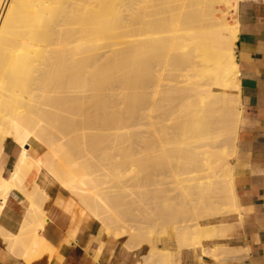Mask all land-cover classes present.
<instances>
[{"label": "bare ground", "instance_id": "bare-ground-1", "mask_svg": "<svg viewBox=\"0 0 264 264\" xmlns=\"http://www.w3.org/2000/svg\"><path fill=\"white\" fill-rule=\"evenodd\" d=\"M248 1L0 0V213L12 191L26 183L37 189L43 172L107 236L128 238V251L142 250L145 239L149 264H177L158 246L169 239L168 227L129 223L118 204L122 192L106 186L117 182L135 201L139 191L125 188L130 181L141 189L149 166L175 163L166 176L200 209L193 223L175 227L179 246L199 253L198 264L207 255L215 264L237 260L238 251L222 242L233 230L224 219L239 213L236 14ZM139 123L153 131L144 158L106 141L87 151L86 138L103 142L117 138L123 124ZM8 141L19 157L5 177Z\"/></svg>", "mask_w": 264, "mask_h": 264}, {"label": "crops", "instance_id": "crops-1", "mask_svg": "<svg viewBox=\"0 0 264 264\" xmlns=\"http://www.w3.org/2000/svg\"><path fill=\"white\" fill-rule=\"evenodd\" d=\"M236 18L242 117L233 165L239 213L226 217L233 225L227 246L238 251L233 264H264V3H241ZM18 157V146L8 141L5 177ZM36 186L12 191L3 206L0 264H131L122 239L107 236L97 219L81 214L59 183L42 172ZM35 237L43 243L29 249Z\"/></svg>", "mask_w": 264, "mask_h": 264}, {"label": "rangeland", "instance_id": "rangeland-1", "mask_svg": "<svg viewBox=\"0 0 264 264\" xmlns=\"http://www.w3.org/2000/svg\"><path fill=\"white\" fill-rule=\"evenodd\" d=\"M153 121V120H151ZM140 124V123H139ZM123 129L119 132L118 137H110L108 140L95 139V136L86 138L85 145L89 153L95 154V151L102 147L104 141L108 143L109 148L115 147L116 143L121 144L124 149H135L137 152L136 157L144 158L145 153V144H149L153 141V131L147 126H133V125H122ZM76 144H80V141H76ZM84 153V151L79 149V152ZM111 151V150H110ZM81 153V154H82ZM175 166V163L168 164L164 163L161 167L156 170L149 166L147 168L146 178L140 179V184L142 185L141 189L136 188L134 181H130L127 185L130 187H125L128 190H137L139 194L132 196L135 201L125 197V193L121 190L122 186L118 187V183L110 181L107 187H109L114 192L121 191L123 196L119 197L120 208L123 210L125 215V220L129 223L136 225L138 228H146L150 224L155 225H166L169 229L170 236L166 242H158V246L161 248H166L176 256L175 263L177 264H198L200 261L199 253H190L187 248H181L176 239V226H185L187 224L193 223L192 221L198 218L200 209L196 206L195 203L191 202L190 199L181 198L179 191L176 187V178L166 176V171L170 170ZM118 170L114 171V174H117ZM135 175V174H133ZM143 177V176H141ZM158 182L157 186H152L154 182ZM146 184V185H145ZM143 186H148L147 190ZM126 191V190H125ZM146 197L145 199L143 197ZM130 200V201H129ZM141 200V202H140ZM129 202H132L129 204ZM165 207H172L176 210L173 215H169L166 212ZM208 220L215 221L216 217L206 216ZM218 217V216H217ZM227 218L224 220L226 221ZM228 220V219H227ZM126 239H122L124 246ZM227 240L223 241V245H228ZM143 249L138 252L129 253L131 264H149L147 254L149 252L151 244L148 240L142 239ZM126 248V247H125ZM180 251V254L177 256V253ZM208 258H205L202 261V264H215L216 261L210 255H207ZM222 264H233V262H223Z\"/></svg>", "mask_w": 264, "mask_h": 264}, {"label": "built area", "instance_id": "built-area-1", "mask_svg": "<svg viewBox=\"0 0 264 264\" xmlns=\"http://www.w3.org/2000/svg\"><path fill=\"white\" fill-rule=\"evenodd\" d=\"M254 1L264 3V0H254Z\"/></svg>", "mask_w": 264, "mask_h": 264}]
</instances>
